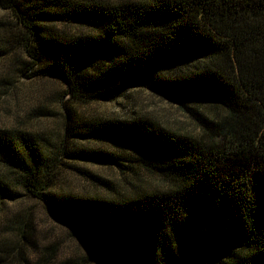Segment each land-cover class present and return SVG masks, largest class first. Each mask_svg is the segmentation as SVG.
I'll list each match as a JSON object with an SVG mask.
<instances>
[{"label":"trees","instance_id":"1","mask_svg":"<svg viewBox=\"0 0 264 264\" xmlns=\"http://www.w3.org/2000/svg\"><path fill=\"white\" fill-rule=\"evenodd\" d=\"M1 9L11 22L0 18V59L17 48L21 77L63 85L64 123L53 138L0 128V207L20 191L39 200L92 264H264V0H0ZM133 88L176 100L200 132L76 108ZM84 164L114 167L123 183ZM64 169L106 195L57 191Z\"/></svg>","mask_w":264,"mask_h":264},{"label":"rangeland","instance_id":"2","mask_svg":"<svg viewBox=\"0 0 264 264\" xmlns=\"http://www.w3.org/2000/svg\"><path fill=\"white\" fill-rule=\"evenodd\" d=\"M0 18L7 23L11 22L10 13L4 9L0 10ZM14 52L15 54L0 59V128L43 131L52 138L57 137L63 131L64 122L62 109L55 98L61 96L63 85L51 78L21 77L19 62L25 58L21 50L16 48ZM41 106L54 115L37 118L34 110ZM76 108L103 116H143L178 132H200L192 116L176 100L142 88H133L117 100L92 102ZM84 166L114 183H123L114 167L95 164ZM57 178L55 188L59 192L93 196L106 195L107 192L71 169L62 170ZM146 180L149 184L155 182L149 178ZM20 192L22 195L19 200L4 202L0 207V258H4L0 264H66L76 260L78 264H92L86 262L84 250L71 234L70 228L55 222L49 216L45 204L23 195V191ZM28 218H31L34 228L33 247L19 231V225L23 221L25 224ZM52 248L54 250L50 251ZM20 250L27 262L19 257ZM6 251L9 253H5Z\"/></svg>","mask_w":264,"mask_h":264}]
</instances>
